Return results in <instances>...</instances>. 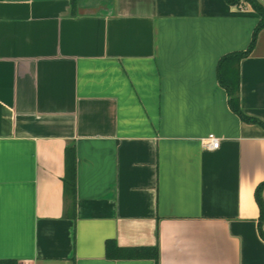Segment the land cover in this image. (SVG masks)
Segmentation results:
<instances>
[{
    "label": "crops",
    "instance_id": "obj_1",
    "mask_svg": "<svg viewBox=\"0 0 264 264\" xmlns=\"http://www.w3.org/2000/svg\"><path fill=\"white\" fill-rule=\"evenodd\" d=\"M257 21L224 0H0V259L155 264L114 241L157 245L158 264H264V129L217 78ZM238 76L264 124V28Z\"/></svg>",
    "mask_w": 264,
    "mask_h": 264
},
{
    "label": "trees",
    "instance_id": "obj_2",
    "mask_svg": "<svg viewBox=\"0 0 264 264\" xmlns=\"http://www.w3.org/2000/svg\"><path fill=\"white\" fill-rule=\"evenodd\" d=\"M228 5L242 7L243 4L249 5L252 10L257 14L258 21L255 25L251 41L247 49L243 52H234L223 56L217 65V78L220 86L224 88L228 95V103L231 110L237 114L244 122L259 125L264 129V124L256 118L246 116L241 112L239 108L238 88H239V76H238V63L247 56L254 47L256 37L260 30L264 28V6L257 0H224ZM65 172L63 178L64 187V199L68 206L74 210L75 207V153L73 147H69L65 151L64 155ZM264 189V181L260 183L254 192V198L259 208V218L257 223L258 233L262 238L264 234L262 226L264 223V204L262 200V190ZM106 251H109L111 247L115 249L114 256L127 257V258H140L148 257L154 260L155 264H158V246L154 245L147 248H132L124 249L117 247L114 241L106 242ZM131 251V252H129ZM0 264H18L14 259H0Z\"/></svg>",
    "mask_w": 264,
    "mask_h": 264
},
{
    "label": "built area",
    "instance_id": "obj_3",
    "mask_svg": "<svg viewBox=\"0 0 264 264\" xmlns=\"http://www.w3.org/2000/svg\"><path fill=\"white\" fill-rule=\"evenodd\" d=\"M218 145H219V139L216 137L211 136L204 140V146L209 150L217 149Z\"/></svg>",
    "mask_w": 264,
    "mask_h": 264
}]
</instances>
